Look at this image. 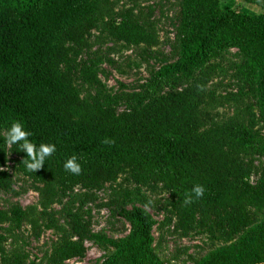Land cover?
<instances>
[{
  "label": "trees",
  "instance_id": "16d2710c",
  "mask_svg": "<svg viewBox=\"0 0 264 264\" xmlns=\"http://www.w3.org/2000/svg\"><path fill=\"white\" fill-rule=\"evenodd\" d=\"M126 1L0 0V167L7 168L12 152L26 176L45 184L39 205L0 209L3 260L27 264L19 253L7 255L2 233L25 224L37 238L43 228L59 233L50 264L83 259L86 243L100 238L85 210L88 200L76 207V198L70 199L60 224L52 211L56 199L77 186L99 188L128 175L137 185L165 186L181 237L197 232L218 245L194 264H264V171L251 182L255 158L264 154V141L255 134L258 119L264 123V13L225 10L220 0H182L175 61L140 92L111 96L90 67L77 63L92 49L87 39L94 30L99 39L129 47L158 45L152 25L132 8L118 9ZM231 50L244 60L226 69L222 61ZM231 71L236 91L211 89ZM79 74L90 85L85 93L75 85ZM227 106L232 115L216 121L213 113ZM14 121L32 134L31 142L56 145L35 173L26 170V153L18 145L3 143ZM73 154L80 158L79 175L63 168ZM197 183L204 195L184 204ZM13 191L11 174L0 172V192ZM125 219L128 235L112 243L102 264H164L152 214L134 206Z\"/></svg>",
  "mask_w": 264,
  "mask_h": 264
},
{
  "label": "rangeland",
  "instance_id": "374dc122",
  "mask_svg": "<svg viewBox=\"0 0 264 264\" xmlns=\"http://www.w3.org/2000/svg\"><path fill=\"white\" fill-rule=\"evenodd\" d=\"M220 3L225 10L264 13V0H220ZM181 4L182 0H131L120 3L118 9L132 8L142 23L152 25L158 45L151 49L129 47L108 38L99 39L98 31L94 30L87 39L92 49L82 52L77 65L90 67L101 83V90L106 94L116 96L124 92H140L142 86L162 66L175 61L173 49L181 22ZM243 60L237 50H231L225 55L222 64L228 69L230 66L238 67ZM235 71L229 72L225 80H216L211 89L222 95L236 91L238 83ZM75 85L82 93L90 87L80 74L76 76ZM231 115L232 109L228 106L220 107L213 113L216 121H223ZM255 134L264 141V123L261 118L258 119ZM20 161L12 152L9 154L5 170L12 176L14 191L0 192L1 210H9L16 204L26 208L40 203L44 181L26 176L21 170ZM255 167L252 183H256L264 171V154L255 158ZM74 198L76 207L88 200L85 210L90 216L94 233L100 238L97 242L86 243L87 253L83 259H73L62 264H102L113 248L112 243L128 235L130 226L125 213L134 206L145 208L158 221L153 231L154 244L164 264H194L218 246L197 232L186 238L180 236L174 224L172 199L163 184L137 185L130 176L121 175L111 182L103 183L99 188L77 186L72 194L59 195L52 207L55 219L60 224L65 223L66 204ZM2 233L7 239L4 244L7 255L12 257L14 253H19L27 259V264H50L53 247L60 236L53 229L43 228L37 238L27 224L16 233ZM0 264H6L1 252Z\"/></svg>",
  "mask_w": 264,
  "mask_h": 264
},
{
  "label": "clouds",
  "instance_id": "9594fccd",
  "mask_svg": "<svg viewBox=\"0 0 264 264\" xmlns=\"http://www.w3.org/2000/svg\"><path fill=\"white\" fill-rule=\"evenodd\" d=\"M31 135L22 122L14 121L8 127L7 135L4 137L3 143L6 147H11L14 144L18 145L20 151L26 153V158L23 160L26 170L35 173L45 165L46 159L56 152V145L53 143H40L37 145L29 140ZM104 143H111V141L105 140ZM79 159L76 154L69 156L63 162L64 170L73 175H79L81 172ZM4 170L3 167H0V172ZM204 193L205 187L203 185L198 183L194 184L191 190L185 193L183 203L190 204L194 199L201 198Z\"/></svg>",
  "mask_w": 264,
  "mask_h": 264
}]
</instances>
